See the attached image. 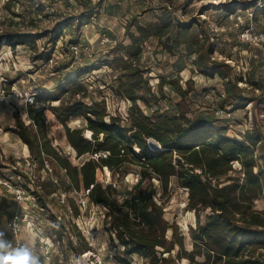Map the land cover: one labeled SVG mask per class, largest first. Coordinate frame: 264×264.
<instances>
[{"label": "rangeland", "instance_id": "rangeland-1", "mask_svg": "<svg viewBox=\"0 0 264 264\" xmlns=\"http://www.w3.org/2000/svg\"><path fill=\"white\" fill-rule=\"evenodd\" d=\"M256 1L0 0V232L5 238L13 244L33 241L46 264H123L116 258L124 256L123 247L112 239L114 231L105 220V208L90 199L89 203H83L85 190L72 186L66 170L48 149L67 156L78 166L90 157L88 154L77 157L67 138L66 125L51 109L69 100V93H62V87L68 86L65 81L68 78L79 79L88 88L86 101L105 99L109 112L126 115L130 101L117 93L118 70L111 62L125 54L120 44L131 43L127 32L131 20L149 27L151 33H162L170 26L162 38L151 34L142 45L140 65L147 69L153 91H157L161 76L179 79L184 88L189 80L194 89L185 103L192 120L229 123L228 134L238 138L248 129L252 133L256 130L264 141V8L260 5L252 16L251 5ZM261 4L264 5V0ZM248 26L253 27L249 32ZM130 31L138 33L134 25ZM56 35L53 44L50 39ZM200 44L214 47L209 56L212 65L224 63L223 69L229 70L233 79L241 77L239 85L249 99L245 107L224 117L226 120L218 118L222 117L218 113L219 92L224 90L222 77L218 74L209 77L194 63ZM47 50L53 52L49 61L41 58ZM164 91L167 97L161 101V108L181 99L169 84ZM31 107L44 110V124L38 121L36 126L30 119ZM17 113L46 143L43 158L49 161L52 172L42 162L43 158L39 159L37 152L31 153L13 131ZM84 121L74 116L67 125L81 127ZM256 153L263 161L264 154L259 149ZM233 168L235 172L230 174L238 176L243 184L241 164L235 161ZM138 175L136 167H130L124 175L108 173L106 168L97 171L103 185L112 184L117 189L115 197L119 201L129 194ZM226 180L224 176L220 182ZM154 182L159 192L156 200L163 202L165 217L178 224L186 247L192 249L190 227L196 226L197 217L189 206V188L174 176L161 200V184L157 179ZM15 187L24 191L22 202L14 192ZM62 194L66 195L64 203L60 201ZM254 203L257 209L264 208L262 199ZM204 219L202 212L201 220ZM69 240L80 251L87 241L90 250L79 257ZM127 259L131 264L147 263L137 254ZM187 263L183 260V264Z\"/></svg>", "mask_w": 264, "mask_h": 264}, {"label": "trees", "instance_id": "trees-1", "mask_svg": "<svg viewBox=\"0 0 264 264\" xmlns=\"http://www.w3.org/2000/svg\"><path fill=\"white\" fill-rule=\"evenodd\" d=\"M133 25L138 33L130 31ZM169 29L170 26L162 33H151L149 27L136 20L129 23L131 43L119 45L126 55L111 62L118 70L117 93L130 100L125 116L109 112L105 99L86 101L88 88L79 79L65 80L68 86L62 87V93H69V100L51 109L66 125L67 138L77 157L85 154L90 157L78 166L53 149H48V153L66 169L76 190H88L89 199L105 208V220L114 231L112 239L123 247L124 256L116 257L120 263L131 264L127 257L137 254L147 260L146 264H183V260L187 264H264V208L257 209L254 203L256 199L264 201V156L260 162L256 153L259 149L264 154V141L256 130L252 133L248 129L238 138L228 134L229 123L192 120L185 103L194 89L189 80L184 88L179 79L161 76L157 91L152 90L146 76L148 71L140 65L142 45L151 34L162 38ZM57 36L50 39L53 44ZM213 52V46L198 45L194 63L201 73L222 77L224 90L219 92L223 93L219 107L222 110L231 107V112L245 107L249 99L239 85L241 77L233 79L229 70L223 69L224 63L212 65L209 56ZM52 53L44 51L41 58L49 61ZM167 84L174 87L181 99L171 101L164 109L159 105L167 97L164 91ZM29 116L36 126L38 121L44 124V110L31 107ZM74 116L84 118V125L68 126L69 118ZM15 118L13 131L31 153L37 152L42 159L46 143L18 113ZM235 161L241 164L243 184L238 176L230 174L235 172ZM130 167L139 170L138 179L129 194L119 201L115 197L117 189L112 184L103 185L97 171L106 168L108 173L124 175ZM174 176L189 188V206L196 212V226L190 227L192 249L186 247L178 224L165 217L163 202L156 200L159 192L154 179L161 184L163 193L159 197L163 200ZM224 176L227 180L222 184L220 179ZM69 245L79 257L90 250L87 241L81 247L83 251L72 240Z\"/></svg>", "mask_w": 264, "mask_h": 264}, {"label": "clouds", "instance_id": "clouds-1", "mask_svg": "<svg viewBox=\"0 0 264 264\" xmlns=\"http://www.w3.org/2000/svg\"><path fill=\"white\" fill-rule=\"evenodd\" d=\"M0 264H46L33 241L13 244L0 232Z\"/></svg>", "mask_w": 264, "mask_h": 264}, {"label": "built area", "instance_id": "built-area-1", "mask_svg": "<svg viewBox=\"0 0 264 264\" xmlns=\"http://www.w3.org/2000/svg\"><path fill=\"white\" fill-rule=\"evenodd\" d=\"M261 1L262 0H258V1H256L253 5H251V7H254V9H253V11H252V16H254V15H256L257 14V10L259 9V6L261 5L262 6V8H264V5H262L261 4ZM259 3V4H258ZM253 27L252 26H248L247 28H246V30L249 32V31H251V29H252ZM244 34V33H243ZM74 49H76L77 50V46L76 45H73L72 46ZM220 95H223V93H220L219 94V98H220ZM130 101V100H129ZM218 113H220L222 116H225L226 118L228 117V116H231V107H228L226 110H219V112ZM44 162H45V166L47 167V169L50 171V172H52L53 171V168L50 166V163H49V161L47 160V159H45L44 160ZM66 170V169H65ZM14 192H15V194H16V196H17V198H18V200H19V202H22V200L24 199V191L21 189V188H18V187H15L14 188ZM88 193H89V191L88 190H86L85 191V195H86V199H84V201H83V203L84 204H86V203H89V197H88ZM66 198V195L65 194H62V196H61V198H60V201H62L63 203L65 202V199ZM93 203V202H92ZM17 221H16V219L14 220V225H15V228H17L16 226H17Z\"/></svg>", "mask_w": 264, "mask_h": 264}]
</instances>
